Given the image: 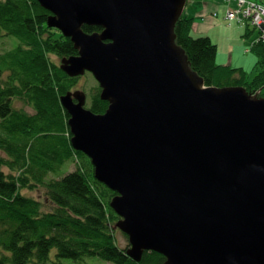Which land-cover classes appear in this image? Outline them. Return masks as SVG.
Masks as SVG:
<instances>
[{
    "label": "water",
    "instance_id": "water-1",
    "mask_svg": "<svg viewBox=\"0 0 264 264\" xmlns=\"http://www.w3.org/2000/svg\"><path fill=\"white\" fill-rule=\"evenodd\" d=\"M37 1L78 51L61 70L91 73L108 103L95 114L82 91L60 99L72 148L116 193L110 206L128 256L264 264L262 89L205 86L176 43L187 0Z\"/></svg>",
    "mask_w": 264,
    "mask_h": 264
},
{
    "label": "trees",
    "instance_id": "trees-1",
    "mask_svg": "<svg viewBox=\"0 0 264 264\" xmlns=\"http://www.w3.org/2000/svg\"><path fill=\"white\" fill-rule=\"evenodd\" d=\"M49 15L37 0H0V33L13 40L0 47V264H163L165 257L154 251L134 261L125 234L127 245H119L120 218L110 206L116 193L95 179L90 159L71 146L69 115L60 97L77 78L51 57L60 60L78 51L48 26ZM195 20H178L176 43L205 86L262 89L264 98V40L253 43L257 71L247 83L242 69L216 63L217 46L209 37L191 36ZM82 30L102 32L98 26ZM251 33L246 26L245 36ZM17 99L34 113L14 109ZM107 105L97 85L88 109L102 114ZM38 188L45 189L42 200L23 195L22 190Z\"/></svg>",
    "mask_w": 264,
    "mask_h": 264
},
{
    "label": "rangeland",
    "instance_id": "rangeland-1",
    "mask_svg": "<svg viewBox=\"0 0 264 264\" xmlns=\"http://www.w3.org/2000/svg\"><path fill=\"white\" fill-rule=\"evenodd\" d=\"M196 0H188L187 5L183 11V17H191L195 14L196 10ZM204 5L206 9V14L204 16L194 17L195 27L191 36L193 37H209L210 40L219 49L218 64L223 63L225 60L229 63L231 62L235 66L243 65L245 70V79L247 83H251L256 75L257 62L254 63L252 59H256L253 53V43L258 40L259 31L253 30L250 25L251 21L257 18L259 19V27L264 28V0H204ZM233 7V8H232ZM261 8V9H259ZM225 10V15H224ZM232 13L234 17L232 19ZM201 22V25L209 27L205 32H202L200 28L196 31L197 23ZM234 22V24H231ZM226 23L228 26H225ZM246 26L251 28L252 34L248 37L245 36ZM258 29V27H257ZM56 30V29H55ZM58 31V30H57ZM0 47L6 48L5 43L7 41L12 42V38H4L3 33H0ZM4 38V39H3ZM264 39V38H263ZM13 43V42H12ZM13 45V44H12ZM231 46V56L229 47ZM217 49V50H218ZM253 57V58H252ZM55 63L61 66V60L55 56L51 57ZM239 68V67H236ZM70 77V76H69ZM98 83L93 78L90 73L85 72L83 76L77 78L76 85L71 87L72 92L74 90H82L86 93V108L90 106L92 89L97 87ZM264 94V90L262 91ZM14 109L20 111L23 110L25 113L33 114L34 111L28 106H25L22 100H14ZM72 164H69L67 169H72ZM4 171L8 173V170L4 168ZM44 188H38V190H22L23 195L28 197L37 198V200H42L45 198L46 193H44ZM117 224V223H116ZM116 237L118 243L121 247L127 245V240L123 236V233L117 231Z\"/></svg>",
    "mask_w": 264,
    "mask_h": 264
},
{
    "label": "crops",
    "instance_id": "crops-1",
    "mask_svg": "<svg viewBox=\"0 0 264 264\" xmlns=\"http://www.w3.org/2000/svg\"><path fill=\"white\" fill-rule=\"evenodd\" d=\"M197 4H196V7H195V14H192L193 16L191 17H197V16H204L206 14V9H205V5H204V0H196ZM233 8V7H232ZM198 25L196 26V31L200 28V30L202 32H205L209 29V27L205 26V25H201V22L198 21L197 23ZM225 26L223 27H227L228 25L226 23H224ZM231 24H234V22H231ZM195 27V26H194ZM218 49V48H217ZM229 53H230V56H231V46L229 47ZM218 57H219V49L217 50V56H216V63L218 62ZM253 58V57H252ZM254 63L257 62V58L256 59H252ZM257 64V63H256ZM219 65H230L231 67L233 68H236V67H239L240 69H242L245 73V68L243 67V65H240V66H235L233 65L231 62H227L226 60L223 62V63H220Z\"/></svg>",
    "mask_w": 264,
    "mask_h": 264
},
{
    "label": "built area",
    "instance_id": "built-area-1",
    "mask_svg": "<svg viewBox=\"0 0 264 264\" xmlns=\"http://www.w3.org/2000/svg\"><path fill=\"white\" fill-rule=\"evenodd\" d=\"M259 9H261V8H259ZM233 17H234V13H232V19H233ZM258 18H257V20L255 19L254 21H251L250 24L253 25V26H256V27L260 28L261 33H262L261 34V37L263 39L264 38V28L263 27H259L260 25H259V19Z\"/></svg>",
    "mask_w": 264,
    "mask_h": 264
},
{
    "label": "flooded vegetation",
    "instance_id": "flooded-vegetation-1",
    "mask_svg": "<svg viewBox=\"0 0 264 264\" xmlns=\"http://www.w3.org/2000/svg\"><path fill=\"white\" fill-rule=\"evenodd\" d=\"M76 80H77V79H76ZM75 82H76V81H75ZM75 85H76V84H75ZM77 91H82V90H74V92H77ZM68 92H72V90L67 91V93H68ZM74 92H72V93H74ZM82 92H84V91H82ZM67 93H66V94H67ZM84 93H85V92H84ZM85 107H86V105H85Z\"/></svg>",
    "mask_w": 264,
    "mask_h": 264
},
{
    "label": "bare ground",
    "instance_id": "bare-ground-1",
    "mask_svg": "<svg viewBox=\"0 0 264 264\" xmlns=\"http://www.w3.org/2000/svg\"><path fill=\"white\" fill-rule=\"evenodd\" d=\"M116 228H118L117 225H116ZM118 229H119V228H118ZM119 231H120V229H119Z\"/></svg>",
    "mask_w": 264,
    "mask_h": 264
}]
</instances>
